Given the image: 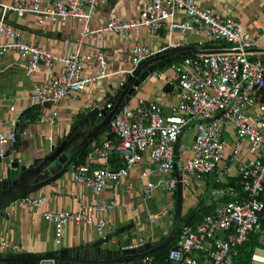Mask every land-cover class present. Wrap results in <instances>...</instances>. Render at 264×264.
Segmentation results:
<instances>
[{
    "label": "built area",
    "instance_id": "built-area-1",
    "mask_svg": "<svg viewBox=\"0 0 264 264\" xmlns=\"http://www.w3.org/2000/svg\"><path fill=\"white\" fill-rule=\"evenodd\" d=\"M108 1L0 0V56L13 53V66L29 74L41 70L46 76L30 88L33 106L54 107L62 99L76 98L100 79L132 74L157 52L189 45L188 33L203 38L216 51L170 61L168 68L175 72V79L151 65L148 77L174 86L177 103L169 114L157 102L133 98L135 95L121 104L97 135L99 139L88 144L84 161L69 166L73 182L90 191L89 199L77 210L45 209L46 196L32 193L16 203L31 216L50 223L54 244L59 246L69 224L93 225L96 234L103 236L112 225L108 214L122 204L116 198L103 200L100 195L108 185L125 183L136 167L143 180L139 193L144 199L156 191L173 194L179 182L191 195L194 183L210 175L207 197L212 199V210L195 223L180 226L176 243L164 262L235 264L240 249L254 238L246 264H264V10L252 20L261 28L255 34L237 20L201 6L199 0H146L131 17L110 15L103 25L91 27L96 8ZM177 13L182 14L181 20L176 19ZM11 14H32L51 25L78 22L79 40H98L107 33L127 40L136 31L157 35L163 29L168 39L157 49L134 43L130 68L111 73L108 67L112 62L102 50L56 55L25 39L7 21ZM175 33L183 37L174 40ZM89 69L92 72H87ZM125 78L118 79V87ZM105 106L111 108L112 104L107 102ZM84 108L92 109V102H85ZM52 115H57L56 110ZM17 125L18 119L13 118L8 129L0 128V159L7 158L9 145L17 141ZM190 128L194 130L192 140L184 145L182 139ZM230 179L233 184L227 187L214 185ZM166 216H173L166 206L147 213L150 224ZM141 246L139 242L129 248ZM23 249L21 244L0 235L1 251L21 253ZM128 264L161 263L148 254Z\"/></svg>",
    "mask_w": 264,
    "mask_h": 264
},
{
    "label": "crops",
    "instance_id": "crops-1",
    "mask_svg": "<svg viewBox=\"0 0 264 264\" xmlns=\"http://www.w3.org/2000/svg\"><path fill=\"white\" fill-rule=\"evenodd\" d=\"M146 0H109L106 4L96 8L91 27L103 25L110 17H131L138 13ZM203 7H209L215 12L237 20L250 34L259 33L261 28L252 22L255 15L264 10V0H199ZM183 18L181 13L176 14V19ZM7 21L18 28L23 37L41 47H44L56 55L63 56L69 51H79L89 54L94 50H102L105 56L111 60L108 71L113 73L130 68V48L134 43H143L152 49H157L166 44L168 36L165 29L157 35L146 30L133 32L127 40L107 33L98 40L85 38L79 40L80 24L78 22H60L47 24L38 17L27 14L17 17L8 16ZM258 23L263 22L258 17ZM189 45L197 49H206L210 43L203 38L189 34ZM183 36L173 34L172 39L179 40ZM13 53L0 56V128L8 129L9 121L18 119L17 141L11 143L7 150V158L0 159V180L5 177L9 167V160H17L21 165H29L33 160L44 157L49 153L51 146L57 145L70 131L72 126L86 114L84 103L92 102L95 106H105L110 102L118 87V79L126 77V74H112L100 79L82 92L76 98H65L56 106H33L29 92L34 83L45 80V74L40 70L27 73L21 68L12 65ZM162 67V66H161ZM87 72H92L91 69ZM161 72L171 79L176 78L173 70L165 66ZM133 98L142 97L157 102L165 114L171 112V108L177 103L176 88L147 77L136 87ZM14 107L11 111L9 108ZM57 115H52V110ZM87 128H85L86 131ZM52 136V141H49ZM99 137H97V140ZM77 142V141H76ZM75 151V145L70 146L66 154L70 156ZM139 178V168L131 170L125 183L117 186L108 185L100 195L103 200L116 198L122 207L108 214L112 225L108 227L103 236L96 234L93 225L69 224L63 232L61 244H54L53 228L50 223L39 217L31 216L21 209L16 202L0 211V235L17 242L23 246L21 253H43L63 248H76L80 251L78 259H66L63 261L98 260L99 264H121L112 261L110 253L129 248L136 243L155 245L164 240L176 225L175 218V193L163 191L154 192L150 198L141 197L139 190L142 185ZM212 181V176H205L201 182H195L191 195L182 190V215L186 217L188 212L196 206L202 198L206 204H210L207 197V188ZM226 180H224V183ZM229 183V182H228ZM232 185V184H229ZM32 194L46 196L45 209L52 211H75L83 201H87L90 191L79 187L71 177L68 168L63 174L35 190ZM168 207L173 216L159 218L150 224L147 213L156 211L161 207ZM0 252H4L1 251ZM83 252V253H82ZM83 254V255H82ZM29 260H19L16 264H30ZM57 261H61L58 260ZM72 262V263H71ZM207 260L202 261L206 264ZM40 264H56L52 259H44ZM58 264V263H57ZM76 264V263H75Z\"/></svg>",
    "mask_w": 264,
    "mask_h": 264
},
{
    "label": "water",
    "instance_id": "water-1",
    "mask_svg": "<svg viewBox=\"0 0 264 264\" xmlns=\"http://www.w3.org/2000/svg\"><path fill=\"white\" fill-rule=\"evenodd\" d=\"M209 47L207 46V49L201 50L195 46L187 45L167 48L157 52L149 59L141 62L132 74L126 76L123 83L117 89L113 99L110 101L112 104L111 108H107V106H95L87 111L85 116L72 126L70 131L57 145L51 146L48 154L33 160L31 164L21 165L16 159L13 160L6 171L5 177L0 180V211L63 174L74 159L80 155L81 151L105 128L111 117L120 109L121 104L124 101L130 100L136 94V87L148 77L152 64L161 67L175 57L195 56L200 53L206 54L216 51ZM85 128H87L86 131ZM15 133L18 136V125L15 128ZM72 145H75V151L68 156L66 151ZM182 199V187L179 182L175 193L176 223L180 221L189 223L192 216L184 217L182 215ZM175 228L176 225L173 231L158 244L153 246L144 245L134 249L124 248L120 251H112L110 256L112 258L122 256L126 262H129L133 259L148 255L166 246L172 239ZM80 254V251L76 248H63L43 253L0 252V264H16L19 260H29L28 262L30 264H40L44 259H52L56 264H70V261L67 260L57 261L56 257L60 256L61 258L72 260L78 259ZM73 263L78 264L77 261H73Z\"/></svg>",
    "mask_w": 264,
    "mask_h": 264
},
{
    "label": "trees",
    "instance_id": "trees-1",
    "mask_svg": "<svg viewBox=\"0 0 264 264\" xmlns=\"http://www.w3.org/2000/svg\"><path fill=\"white\" fill-rule=\"evenodd\" d=\"M180 57H175L174 59H172L171 61L173 60H178ZM170 63H166L164 64L162 67H156V65H152V67H156L158 69H163L165 66H169ZM97 137L96 136V140H97ZM89 150V145L84 148L80 155L74 159L73 161V164H78V163H82L85 159V156H86V153L88 152ZM229 184H233V180L230 179L229 180V183H218V184H214L216 186H221V187H227ZM212 207H213V203H210V204H206V202H204L203 198L198 201V203L196 204V206H194L186 216H189L191 215V219L189 221L188 224H193L195 223L196 221H198L199 219H201L205 214H208L210 213V211L212 210ZM184 222L180 221V222H177L176 223V228H175V231H174V234H173V237L172 239L167 243L166 246L158 249L157 251H154L152 253H150V255L153 256V258L161 263V264H166L164 261L166 259V256H167V253H168V250L173 247L176 243V239H177V233H178V230L180 228L181 225H183ZM263 228H264V222H263ZM255 243V239L254 238H251V241L247 244H245L241 249H240V253L236 259V262L235 264H246L247 263V259H248V256L250 255V252L252 250V247ZM58 260H61L63 261V258H61L60 256H57L56 257ZM134 260H137V259H133L132 261ZM82 263H92V264H99L100 261L98 260H81ZM112 261H116V262H120V263H123V264H128L129 262H126L122 256H117L115 258H112Z\"/></svg>",
    "mask_w": 264,
    "mask_h": 264
},
{
    "label": "rangeland",
    "instance_id": "rangeland-1",
    "mask_svg": "<svg viewBox=\"0 0 264 264\" xmlns=\"http://www.w3.org/2000/svg\"><path fill=\"white\" fill-rule=\"evenodd\" d=\"M194 134V130L192 128L188 129L187 132L184 134V137L182 139V143L184 145H187L192 140V136ZM210 203L212 202V199H209ZM206 264H210L209 262H206Z\"/></svg>",
    "mask_w": 264,
    "mask_h": 264
}]
</instances>
